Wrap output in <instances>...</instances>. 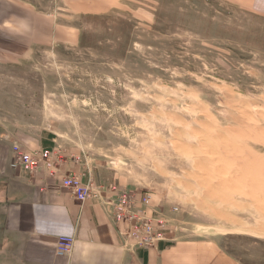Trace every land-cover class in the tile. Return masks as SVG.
Masks as SVG:
<instances>
[{
	"label": "rangeland",
	"instance_id": "rangeland-1",
	"mask_svg": "<svg viewBox=\"0 0 264 264\" xmlns=\"http://www.w3.org/2000/svg\"><path fill=\"white\" fill-rule=\"evenodd\" d=\"M22 1L31 15L14 25L31 46L0 48L7 140L29 153L51 133L61 166L150 193L174 239L206 235L264 264V241L202 228L220 227L215 210L228 214L264 169V17L230 0H125L104 14Z\"/></svg>",
	"mask_w": 264,
	"mask_h": 264
},
{
	"label": "crops",
	"instance_id": "crops-1",
	"mask_svg": "<svg viewBox=\"0 0 264 264\" xmlns=\"http://www.w3.org/2000/svg\"><path fill=\"white\" fill-rule=\"evenodd\" d=\"M124 1L54 0V4L59 2L60 9L63 6L70 14H104ZM230 1L264 17V0ZM28 8L22 0H0V32L7 37L6 44L0 42V48L31 46L28 34L14 25L15 19L31 15ZM53 23L50 31L56 20ZM29 29L36 35L40 32L36 26ZM54 143L51 133H43L29 146L45 150L52 149ZM14 145L0 129V264H241L215 238L206 235H176L172 243H160L154 249L125 246L119 235L121 227L112 222L102 203L90 200L79 204L61 187L58 178L42 172L31 176L20 167L12 168ZM81 167L78 160L70 159L59 171L86 181V171ZM259 180L257 187L246 183L244 189L240 188V197L233 196L228 214L215 210L220 227L202 228L213 235L235 234L264 241V169ZM63 236L74 240L66 256L58 255L56 250ZM170 236L174 237V233Z\"/></svg>",
	"mask_w": 264,
	"mask_h": 264
},
{
	"label": "built area",
	"instance_id": "built-area-1",
	"mask_svg": "<svg viewBox=\"0 0 264 264\" xmlns=\"http://www.w3.org/2000/svg\"><path fill=\"white\" fill-rule=\"evenodd\" d=\"M12 153V168L20 167L31 176L42 172L50 178H58L61 187L79 204L90 200L102 203L109 210L112 222L121 227L119 235L125 246L153 249L160 243L173 242L174 238L169 231L172 223L152 208L150 193L138 194L136 191L116 187L104 189L96 186L89 178L82 181L73 174H63L59 171L63 159L55 148L27 153L15 144L12 146ZM73 242L72 236L60 237L56 247L57 254L69 255Z\"/></svg>",
	"mask_w": 264,
	"mask_h": 264
}]
</instances>
